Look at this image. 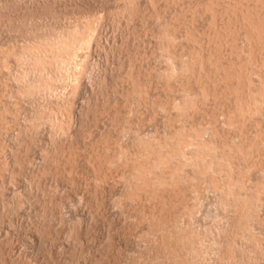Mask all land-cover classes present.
Wrapping results in <instances>:
<instances>
[{"label": "rangeland", "instance_id": "obj_1", "mask_svg": "<svg viewBox=\"0 0 264 264\" xmlns=\"http://www.w3.org/2000/svg\"><path fill=\"white\" fill-rule=\"evenodd\" d=\"M259 3L0 0V264H264ZM72 21L96 32L94 42L83 33L89 47L60 51L73 60L66 70L82 73L74 97L66 79L48 80Z\"/></svg>", "mask_w": 264, "mask_h": 264}, {"label": "bare ground", "instance_id": "obj_2", "mask_svg": "<svg viewBox=\"0 0 264 264\" xmlns=\"http://www.w3.org/2000/svg\"><path fill=\"white\" fill-rule=\"evenodd\" d=\"M258 1H259V0H258ZM261 1H263V0H261ZM118 2H119V1H118ZM153 2H154V1H153ZM235 2H236V1H235ZM79 3H80V2H79ZM120 3H122V2H120ZM210 3H211V2H210ZM227 3H228V2H227ZM249 4H250V3H249ZM259 4H260V3H259ZM89 5H90V4H89ZM125 5H126V4H125ZM138 5H139V4H138ZM234 5H235V4H234ZM260 5H261V4H260ZM229 6H230V5H229ZM261 6H264V3H263V5H261ZM119 7H120V6H119ZM208 7H209V6H208ZM115 8H116V7H115ZM258 8L260 9V6H259ZM258 8H257V9H258ZM263 8H264V7H263ZM263 8H262V9H263ZM82 9H83V8H82ZM100 9H101V8H100ZM230 9H231V8H230ZM74 10H75V9H74ZM138 10H139V9H138ZM140 10H141V9H140ZM71 11H72V10H71ZM259 11H260V10H259ZM259 11H258V12H259ZM37 12H38V10H37ZM93 12H94V11H93ZM233 12H234V11H233ZM263 12H264V11H263ZM77 13H78V12H77ZM82 13H83V11H82ZM134 13H135V12H134ZM215 13H216V12H215ZM256 13H257V12H256ZM259 13H260V12H259ZM259 13H258L257 15H259ZM38 14H39V13H38ZM73 14H75V13H73ZM73 14H72V15H73ZM213 14H214V13H213ZM253 14H254V12H253ZM36 15H37V14H36ZM240 15H241V14H240ZM261 15H262V14H261ZM34 16H35V15H34ZM34 16H33V17H34ZM75 16H76V15H75ZM77 16H78V15H77ZM81 16H82V15H80V17H81ZM243 16H244V15H243ZM248 16H249V15H248ZM259 16H260V15H259ZM49 17H50V16H49ZM53 17H54V16H53ZM251 17H252V16H251ZM254 17H255V16H254ZM263 17H264V15H263ZM43 18H44V17H43ZM69 18H70V17H69ZM77 18L79 19V17H77ZM216 18H217V17H216ZM244 18H245V17H244ZM244 18H243V20H244ZM257 18H258V17H257ZM78 19H77V20H78ZM80 19H81V18H80ZM260 19H262V18H260ZM263 19H264V18H263ZM263 19H262L261 21H263ZM75 20H76V19H75ZM216 20H217V19H216ZM216 20H215V21H216ZM240 20H241V19H240ZM243 20H242V21H243ZM59 21H60V20H59ZM70 21H71V20H70ZM79 21H80V20H79ZM79 21H78V22H79ZM213 21H214V20H213ZM238 21H239V20H238ZM242 21H241V22H242ZM247 21H248V20H247ZM254 21H256V20H254ZM26 22H27V21H26ZM81 22H83V20H82ZM95 22H96V21H95ZM216 22H217V21H216ZM243 22H244V21H243ZM258 22H259V21H258ZM263 22H264V21H263ZM263 22H262V23H263ZM30 23H31V22H30ZM72 23L74 24L73 26H75V24H76L75 21H72ZM249 23L251 24V22H249ZM259 23H260V22H259ZM262 23H261V24H262ZM51 24H52V22H51ZM77 24H78V23H77ZM77 24H76V26H75V29L79 26V25L77 26ZM79 24H81V25L83 24V26L85 25V23H79ZM89 24H90V23H89ZM93 24H94V23H92V25H93ZM245 24H246V23H245ZM256 24H257V23H255L254 25H256ZM261 24H259V27H261V26L264 25V24H263V25H261ZM46 25H47V24H46ZM48 25H50V24H48ZM65 25H66V23H65ZM67 25H68V24H67ZM67 25H66V26H67ZM69 25H70V24H69ZM81 25H80V26H81ZM87 25H88V23H87ZM230 25H231V24H230ZM260 25H261V26H260ZM54 26H55V25H54ZM60 26H61V24H60ZM60 26H59V28H60ZM70 26H72V24H71ZM70 26H69V30H68V31H67V27H65L64 30H63V29H58V27H57V28H54V29H53V27L51 28V29H53V30H57V31H55L56 33H59V30H61V31L63 30L62 32H64V31L66 30L67 33H68V32L70 31V29H72V28H73V29H72L71 32H70L72 35L69 36L70 33H68V36H67L66 31H65V35H64V34L61 35L62 37H63V35H64V36H65V39H64V37L62 38L61 36H57V37H60V38L63 40V43H61L62 45L59 44V42H58L59 39L56 38V37H54V35H52V36L54 37V38H52V39H54V41H51V40H50V41H51V42H54V43L56 42V44H59V48H60V49L57 48V49H55V51L58 50L59 53H60V55H62V54L64 53V54L61 56V58H64V59H63L64 62H62L63 60H62L61 62H59L60 60L57 61L56 66H57L58 68L56 67V68H57L56 70H55V69L52 70V73H54V74H51V73H50L51 76H50V77L48 76V80H49V83H51L50 85H52V84H58V83H57L58 81H61V80L66 79V80H64V81H66V83L68 82L67 84L62 83V81L59 82V83H60V84H64L65 86H67V88H68V86H70L71 90H72L73 92H75V93H73L74 95L71 93V94L73 95V97H74V96L76 95V92H77L78 88H79V81H78V79H81L80 77H81L82 73L80 74V72H79L80 69H78V70H74L72 73L70 72V71L72 70L71 68H70L71 70H70V69H67V70H66V66H67V64L69 65V62H70L69 60H71V59L69 58L70 55L67 54V55H69V57H68V56L66 55L65 52L62 53V52H60V51H63V48H64V51H65V49H68L67 51H68V53H69L70 50H73V49H72V48H73V47H72V45H73L72 42H73V43L76 42L77 44H79L80 47H82L84 44H86L84 47H89V46H90L91 44H93V43H90V45H89L88 42L90 41V39H91L90 42H92V41L94 42V41H95V34H96V32L94 31L93 33H95V34L92 35V37H91V33H92L93 28H92V30H91V27H90V25H89V28H90L89 30H91V31L88 30V31L90 32V35H89V36L91 37V38H90V37L88 36V34L85 35V33H84L83 31L80 30L83 26H82L81 28L78 27L77 29H79V30H75L74 27H71V28H70ZM94 26L96 27V25H94ZM231 26H232V25H231ZM251 26H252V25H251ZM46 27H47V26H46ZM85 27H86V26H85ZM92 27H93V26H92ZM241 27H242V26H241ZM245 27H246V26H245ZM248 27H249V26H248ZM253 27H254V26H253ZM253 27H252V28H253ZM255 27H256V26H255ZM61 28H62V27H61ZM86 28L88 29V26H87ZM250 28H251V27H250ZM261 28H262V27H261ZM261 28H260V29H261ZM263 28H264V27H263ZM87 29H86V30H87ZM220 29H221V28H220ZM227 29H228V28H227ZM253 29H258V25H257L256 28H253ZM260 29H259L258 32H260ZM41 30H42V29H41ZM49 30H50V29H49ZM49 30H48V31H49ZM53 30H52V32H53ZM73 30H75V31L73 32ZM94 30H96V29H94ZM246 30H247V28H246ZM248 30H250V29H248ZM262 30H263V29H261V32H260V33H263L264 30H263V31H262ZM46 31H47V30L45 29V32H46ZM50 31H51V30H50ZM79 31L82 32L81 35H80V34H77V33H79ZM88 31H87V32H88ZM222 31H223V30H222ZM253 32H254V31H253ZM255 32H257V31L255 30ZM42 33H43V32H42ZM46 33H47V32H46ZM46 33H45V34H46ZM60 33H61V32H60ZM60 33H59V35H60ZM74 33H75V34H74ZM83 33H84V36H85V37H86V36L89 37V39H88L89 41H88L87 39H84V38H83ZM48 34H50V36H51V33H50V32H49ZM48 34H47V35H44V33H43V34H41V35H42V36L44 35L45 37L47 36V37H48V40H49L52 36L49 38ZM54 34H55V33H54ZM254 34H255V33H254ZM256 34H257V33H256ZM21 35H22V34H21ZM27 35H28V34H27ZM56 35H57V34H56ZM165 35H166V34H165ZM246 35H247V34H246ZM249 35H250V33H249ZM259 35H260V34H259ZM259 35H257V37H258ZM262 35H263V34H261V36H262ZM37 36H38V35H37ZM44 36H43V37H44ZM66 36H67V38H66ZM175 36H176V35H175ZM244 36H245V35H244ZM250 36H251V35H250ZM250 36H249V37H250ZM26 37H27V36H26ZM32 37H33V36H32ZM32 37H31V39H32ZM34 37H35V36H34ZM43 37H42V38H43ZM47 37H46V38H47ZM68 37H69V38H68ZM88 37H87V38H88ZM257 37H256V38H257ZM262 37L264 38V36H262ZM262 37H261V38H262ZM27 38H28V37H27ZM29 38H30V37H29ZM36 38H38V37H36ZM40 38H41V36H40ZM174 38H175V37H174ZM258 38L261 39L260 37H258ZM258 38H257V40L259 41ZM23 39H24V38H23ZM33 39H34L33 41L31 40V41H32V45L35 44V43H34V42H35V38H33ZM57 39H58V41H57ZM83 39H84L85 42L88 41V42H87L88 44H87V43H84ZM251 39H252V38H251ZM21 40H22V39H21ZM25 40H26V39H25ZM29 40H30V39H29ZM29 40H27V41H29ZM42 40H43V43H44L45 40H44V39H42ZM46 40H47V39H46ZM48 40H47V41H48ZM62 40H60V42H61ZM261 40H262V39H261ZM247 41H248V40H247ZM250 41H251V40H250ZM254 41H255V40H254ZM254 41H253V42H254ZM25 42H26V41H25ZM36 42H37V41H36ZM40 42H41V40H40ZM45 42H46V41H45ZM69 42H71V47L69 46V45H70ZM78 42H80V43H78ZM173 42H174V41H173ZM256 42H257V41H256ZM27 43H28V42H27ZM30 43H31V42H30ZM47 43H48V42H46V43H44V44H47ZM54 43H53V45H54ZM83 43H84V44H83ZM257 43H258V42H257ZM260 43H262V41H261ZM36 44H37V43H36ZM38 44H39V43H38ZM38 44H37L36 46H39V45H40V44H39V45H38ZM49 44H50V43H49ZM51 44H52V43H51ZM254 44H255V43H254ZM262 44H263V43H262ZM26 45H29V43L26 44ZM26 45H25V46H26ZM32 45H29V49H30L31 47H32V48L34 47V46H32ZM41 45H42V44H41ZM41 45H40V46H41ZM47 45H48V44H47ZM53 45H52V46H53ZM43 46H44V45H43ZM48 46H49V48H51V45H48ZM48 46H44L43 48H44V49H46V48L48 49ZM57 46H58V45H57ZM60 46H61V47H60ZM73 46L75 47V50H76V51H79V50H80V48H79V47H76L75 44H74ZM53 47H54V46H53ZM255 47H256V46H255ZM262 47H263V45H262ZM262 47H261V48H262ZM27 48H28V47H27ZM38 48H39V47H37L36 49L34 48L35 50H34V49H31V50H33V51H32L33 53H34V51H35V53H36V51H39V50H37ZM40 48H42V46H41ZM43 48L41 49V50H42V53L46 52V53L48 54V51H49L50 49H49L48 51H47V49L43 51ZM69 48H71V49H69ZM77 48H78V50H77ZM259 48H260V47H259ZM261 48H260V49H261ZM25 49H26V48H25ZM85 49L87 50V48H85ZM22 50H23V49H22ZM26 50H27V49H26ZM83 50H84V49H83ZM89 50H90V49H89ZM251 50H252V49H251ZM261 50H263V49H261ZM55 51L52 53L53 55H54ZM253 51H254V50H253ZM256 51H257V49H256ZM26 52H29V50L26 51ZM71 52H72L71 55H73L74 53H76V52L73 53V51H71ZM83 52H84V51H83ZM262 52H263V51H262ZM1 53H2V52H1ZM29 53H30V52H29ZM29 53H27V54H29ZM35 53H34V54H35ZM38 53L40 54V52H38ZM59 53H57V55H59ZM90 53H91V52H90ZM90 53H89V54H90ZM255 53H256V52H255ZM21 54H22V53H21ZM23 54H24V53H23ZM29 55H31V54H29ZM35 55L37 56V54H35ZM41 55H42V54H40V56H41ZM44 55H45V54H44ZM49 55H51V54H48V56H49ZM57 55H56V56H57ZM65 55L67 56V57H66V60H65V57H64ZM75 55H76V54H75ZM81 55H82V54H81ZM256 55H257V54H256ZM23 56H24V55H23ZM25 56H26V55H25ZM45 56H46V55H45ZM73 56H74V55H73ZM87 56H88V55H87ZM0 57H1V56H0ZM27 57H28V56H27ZM50 57H51V59H53V57H55V56H52V55H51ZM50 57L45 58V60L49 59ZM258 57H259V56H258ZM260 57H261V56H260ZM28 58H29V57H28ZM35 58H36V57H35ZM71 58H72V56H71ZM74 58H75V57H74ZM254 58H255V57H254ZM263 58H264V57H263ZM21 59H23V58H21ZM32 59H33V58H30V60H32ZM37 59H38V56H37ZM37 59H34V60H37ZM40 59H41V61L43 62V59H44V58H43V57H42V58H39V61H40ZM24 60H25V59H24ZM24 60H23V61H24ZM28 60H29V59H28ZM28 60H26V61H28ZM30 60H29V61H30ZM6 61H7V59H6ZM6 61H5V62H6ZM18 61H21V60H18ZM23 61H22V62H23ZM41 61H40V62H41ZM76 61H77V59H76ZM42 62L40 63V66H39L40 68L42 67V66H41V65H42ZM48 62H49V60H48ZM50 62H51V61H50ZM71 62H73V60H72ZM71 62H70V63H71ZM218 62H219V61H218ZM25 63H26V62H25ZM25 63L23 62V64H25ZM27 63L30 64V63H32V62H30V63L27 62ZM35 63H36V65H38L37 63H39V62H36V61H35ZM35 63H34L33 66H35ZM46 63H47V61L44 63L45 66H46V65H48V66L53 65L52 62H51L52 64H51V63H49V64L47 63V64H46ZM60 63H61V65H60ZM74 63H75V62H74ZM77 63H78V62H76V64H77ZM23 64L21 65L22 67H24ZM44 64H43V65H44ZM86 64H87V63H86ZM79 65H80V64H79ZM17 66H18V65H17ZM30 66L32 67L31 64H30ZM48 66H47V69L51 68V66H50V67H48ZM53 66H55V64H54ZM53 66H52V67H53ZM60 66H61V68L59 69ZM71 66H72V65H71ZM73 66H74V65H73ZM39 67L36 66L37 69H38ZM63 67H64V69H65L66 71L63 70ZM69 67H70V66H69ZM69 67H68V68H69ZM74 67H75V66H74ZM74 67H72V68H74ZM82 67H83V66H82ZM185 67H186V66H185ZM222 67H223V66H222ZM228 67H229V66H228ZM231 67H232V66H231ZM233 67H234V66H233ZM237 67H238V66H237ZM239 67H240V66H239ZM27 68H28V67H27ZM29 68H30V67H29ZM33 68H34V67H32V69H33ZM36 68H35V69H36ZM75 68H76V67H75ZM77 68H78V67H77ZM79 68H80V66H79ZM218 68H219V67H218ZM240 68H241V67H240ZM22 69L24 70V68H21L20 70H22ZM41 69H42V68H41ZM41 69H40V70H41ZM45 69H46V67H45V68L43 67L42 72L38 69V70L41 72L39 77L37 76V74H35V73L33 72L34 75H36V78L32 79V81L35 80V79H37V77H38V78H39L38 80H39L40 83H43V84H44V82H47V80H46V81L44 80L43 75L41 76V74H43V72L45 71ZM82 69H83V68H82ZM235 69H236V68H235ZM243 69H244V68H243ZM30 70H31V69H30ZM33 70H34V69H33ZM69 70H70V71H69ZM84 70H85V69H84ZM170 70H171V69H170ZM25 71H26V69H25ZM25 71H24V72H25ZM47 71H48V70H47ZM50 71H51V69H50ZM53 71H55V72H53ZM75 71H76V72H75ZM87 71H88V70H87ZM225 71H226V70H225ZM229 71H231V70H229ZM241 71H242V70H241ZM247 71H248V70H247ZM22 72H23V71H22ZM29 72H30V71H28V72L26 71L25 73H28V74H29ZM81 72H82V70H81ZM84 72H85V71H84ZM227 72H228V71H227ZM231 72H232V71H231ZM242 72H243V71H242ZM245 72H246V71H245ZM30 73H31V72H30ZM36 73H37V72H36ZM38 73H39V72H38ZM48 73H49V71H48ZM221 73H222V72H221ZM232 73H233V72H232ZM232 73H231V75H232ZM237 73H238V72H237ZM31 74H32V73H31ZM218 74H219V73H218ZM222 74H223V73H222ZM18 75H19V74H18ZM26 75H27V74H26ZM44 75H46V74H44ZM224 75H225V74H224ZM235 75H236V74H235ZM24 76H25V75H24ZM29 76H30V78H31V76H33V75H30V74H29ZM256 76H257V75H256ZM21 77H22V76H21ZM25 77H26V76H25ZM27 77H28V76H27ZM34 77H35V76H34ZM218 77H219V76H218ZM229 77H231V76H229ZM229 77H228V78H229ZM232 77H233V75H232ZM237 77H238V75H237ZM23 78H24V77H23ZM234 78H235V77H234ZM238 78H239V77H238ZM16 79H17V78H16ZM24 79H25V78H24ZM24 79H23V81H24ZM67 79H68V80H67ZM222 79H223V78H222ZM225 79H226V78H225ZM229 79L231 80V78H229ZM242 79H243V78H242ZM26 80H27V79H26ZM32 81H31V82H32ZM239 81H240V80H239ZM20 82H21V81H20ZM20 82H19V83H20ZM33 82H34V81H33ZM82 82H83V81H82ZM235 82H236V81H235ZM248 82H249V81H248ZM260 82H261V81H260ZM19 83H17V84H19ZM26 83H27V82H26ZM35 83H36V82H35ZM35 83H34V84H35ZM47 83H48V82H47ZM225 83H226V82H225ZM242 83H243V82H242ZM249 83H250V82H249ZM17 84H16V85H17ZM31 84H32V83H31ZM37 84H38V86H39V83H37ZM37 84H35V85H37ZM60 84H58V85H60ZM81 84H82V83H81ZM81 84H80V85H81ZM246 84H247V83H246ZM262 84H263V83H262ZM28 85H29V84H28ZM28 85H27V86H28ZM40 85H41V84H40ZM44 85H45V84H44ZM46 85H47V84H46ZM64 85H63V86H64ZM231 85H232V84H231ZM19 86H20V84H19ZM24 86H25V85H24ZM52 86H54V85H52ZM52 86H50V88H51ZM249 86H250V85H249ZM41 87H43V85H41ZM41 87H40V88H41ZM83 87H84V86H83ZM240 87H241V86H240ZM262 87H263V86H262ZM24 88H25V87H24ZM30 88H31V87H30ZM32 88H33V87H32ZM67 88H66V89H67ZM85 88H86V86H85ZM243 88H244V87H243ZM247 88H248V87H247ZM251 88H252V87H251ZM251 88H250V89H251ZM17 89H18V88H17ZM19 89H20V88H19ZM38 89H39V88H38ZM52 89H53V88H52ZM64 89H65V88H64ZM238 89H239V88H238ZM245 89H246V88H245ZM256 89H257V87H256ZM23 90H24V89H23ZM27 90H29V89L27 88ZM30 90H31V89H30ZM40 90H41V89H39V91H40ZM45 90H47V87H46V86H45ZM49 90L52 91L51 89H49ZM49 90H48V91H49ZM55 90H56V89H55ZM62 90H63V89H62ZM69 90H70V89H69ZM69 90H68V91H69ZM81 90H82V89H81ZM25 91H26V90H25ZM34 91H35V90H34ZM50 91H49V92H50ZM60 91H61V90H60ZM78 91H79V90H78ZM19 92H20V91H19ZM31 92H32V90H31ZM242 92H243V91H242ZM246 92H247V91H246ZM249 92H250V91H249ZM255 92H256V91H255ZM261 92H262V91H261ZM17 93H18V92H17ZM40 93H41V92H40ZM40 93L38 92L39 95H40ZM43 93H44V91H43ZM45 93H46V91H45ZM69 93H70V92H69ZM239 93H240V91H239ZM251 93H252V92H251ZM27 94H28V93H27ZM29 94H31V93H29ZM32 94H33V93H32ZM248 94H249V93H248ZM256 94H257V93H256ZM258 94H259V93H258ZM25 95H26V94H25ZM56 95H57V94H56ZM67 95H68V94H67ZM241 95H242V94H241ZM243 95H244V94H243ZM250 95H251V94H250ZM44 96H45V95H44ZM64 96H65V95H64ZM261 96H262V95H261ZM66 97H67V96H66ZM247 97H248V96H247ZM247 97H246V98H247ZM29 98H30V97H29ZM37 98H38V97H37ZM48 98H49V97H48ZM48 98H47V99H48ZM62 98H63V96H62ZM258 98H259V97H258ZM261 98H263V96H262ZM45 99H46V98H45ZM47 99H46V100H47ZM58 99H59V98H58ZM72 99H73V98H72ZM77 99H78V98H77ZM60 100H61V99H60ZM67 100L69 101L68 98H67ZM252 100H253V99H252ZM19 101H20V100H19ZM64 101H65V100H64ZM75 101H76V99H75ZM184 101H185V100H184ZM190 101H191V100H190ZM129 102H130V101H129ZM261 102H262V101H261ZM51 103H52V102H51ZM66 103H70V102H67V101H66ZM238 103H239V101H238ZM35 104H36V103H35ZM44 104H45V102H44ZM190 104H191V103H190ZM247 104H248V103H247ZM247 104H246V105H247ZM67 105H69V104H67ZM67 105H66V106H67ZM184 105H185V104H184ZM240 105H241V104H240ZM42 106H43V105H42ZM179 106H180V105H179ZM193 106H195V105H193ZM56 107H57V106H56ZM69 107H70V106H69ZM241 107H243V106H241ZM33 108H34V107H33ZM35 108H36V107H35ZM48 108H49V107H48ZM238 108H239V107H238ZM248 108H249V106H248ZM248 108H247V109H248ZM7 109H8V108H7ZM51 109H54V108H51ZM185 109H186V108H185ZM187 109H188V108H187ZM234 109H235V108H234ZM250 109H251V108H250ZM32 110H33V109H32ZM46 110H47V109H46ZM57 110H58V109H57ZM236 110H238V109L236 108ZM241 110H242V109H241ZM243 110H244V109H243ZM30 111H31V110H30ZM58 111H59V110H58ZM234 111H235V110H234ZM245 111H246V110H245ZM261 111H262V110H261ZM44 112H45V111H44ZM239 112H240V111H239ZM231 113H232V112H231ZM242 113H244V112H242ZM246 113H247V112H246ZM46 114H47V113H46ZM253 114H254V113H253ZM257 114H258V112H257ZM30 115H31V114H30ZM59 115H60V114H59ZM37 116H38V115H37ZM0 118H1V117H0ZM25 121H26V120H25ZM34 122H35V121H34ZM36 122H37V121H36ZM29 125H30V124H29ZM27 130H28V129H27ZM55 130H56V129H55ZM178 132H179V131H178ZM179 133H180V132H179ZM182 133H183V132H182ZM182 133H181V134H182ZM176 134H177V133H176ZM176 134H175V135H176ZM183 134H184V133H183ZM183 134H182L181 136H183ZM192 134H193V133H192ZM177 135H178V134H177ZM187 135H188V134H187ZM190 135H191V134H190ZM173 136H174V135H173ZM173 136H172V138H174ZM28 137H29V136H28ZM184 137H185V136H184ZM177 138H178V137H176V139H177ZM219 138H220V137H219ZM210 139H211V138H210ZM171 140H172V139H171ZM199 140H200V139H199ZM201 140H202V139H201ZM201 140H200V142H202ZM203 140H204V139H203ZM173 141H174V140H173ZM179 141H181V140L179 139ZM179 141H178V143H179ZM193 141H194V140H193ZM196 141H197V140H196ZM213 141H214V140H213ZM15 142H16V141H15ZM151 142H152V141H151ZM154 142H155V141H154ZM166 142H167V141H166ZM168 142H169V141H168ZM170 142H171V141H170ZM181 142H183V141H181ZM214 142H215V141H214ZM172 143H173V142H172ZM172 143H171V144H172ZM203 143H204V142H203ZM150 144H152V143H150ZM171 144H170V145H171ZM176 144H177V143H176ZM180 144H181V143H180ZM194 144H195V143H194ZM199 144H200V143H199ZM208 144H209V143H208ZM3 145H4V144H3ZM154 145H155V144H154ZM174 145H175V143H174ZM191 145H192V144H191ZM201 145H202V144H201ZM205 145H206V144H205ZM211 145H213V144H211ZM211 145H210V146H211ZM147 146H148V145H147ZM155 146H156V145H155ZM157 146H158V148H159V144H158ZM161 146H162V145H161ZM176 146H177V145H176ZM176 146H174V147H176ZM179 146H180V145L178 144V147H179ZM195 146H196V145H195ZM199 146H200V145H199ZM202 146L204 147V145H202ZM202 146H200V147H202ZM235 146H236V145H235ZM150 147H151V146H150ZM163 147H164V146H163ZM169 147H172V146H169ZM189 147H190V146H189ZM192 147H193V146H192ZM203 147H202V148H203ZM147 148H148V147H147ZM156 148H157V147H156ZM156 148H155V149H156ZM172 148H173V147H172ZM172 148H171L170 150H172ZM193 148H194V147H193ZM197 148H198V147H197ZM206 148H207V147H206ZM238 148H239V147H238ZM195 149H196V148H195ZM230 149H231V148H230ZM144 150H145V149H144ZM144 150H143V151H144ZM146 150H147V149H146ZM153 150H154V149H152V150L150 149V151H153ZM158 150H159V149H158ZM170 150H169V151H170ZM173 150H174V151H172V152L174 153V152L176 151V149L173 148ZM150 151H149V152H150ZM193 151H194V150H193ZM203 151H204V149H203ZM205 151H206V150H205ZM154 152H157V151L155 150ZM200 152H201V151H200ZM233 152H234V151H233ZM238 152H239V151H238ZM146 153H147V152H146ZM151 153H152V152H150V154H151ZM167 153H168V152H167ZM169 153H170V152H169ZM192 153H193V152H192ZM195 153H196V152H195ZM201 153H202V152H201ZM201 153H200V154H201ZM204 153H205V152H204ZM212 153H213V152H212ZM212 153H211V154H212ZM144 154H145V153H144ZM202 154H203V153H202ZM202 154H201V155H202ZM209 154H210V153H209ZM214 154H215V153H214ZM221 154H223V153H221ZM225 154H226V153H225ZM147 155H148V154H147ZM165 155H166V154H165ZM169 155H170V154H169ZM171 155H172V154H171ZM205 155H208V154H205ZM223 155H224V154H223ZM227 155H228V154H227ZM155 156H156V155H155ZM166 156H168V155H166ZM180 156H181V155H180ZM193 156H194V154H193ZM197 156H198V155H197ZM221 156H222V155H221ZM148 157H149V156H148ZM148 157H147V158H148ZM169 157H171V156H169ZM172 157H173V155H172ZM178 157H179V156H178ZM182 157H183V156H182ZM186 157H187V156H186ZM207 157H209V156H207ZM207 157H206V158H207ZM197 158H198V157H197ZM201 158H203V157L201 156ZM221 158H223V157H221ZM226 158H227V156H226ZM17 159H18V158H17ZM148 159H149V158H148ZM161 159H162V158H161ZM198 159H200V158H198ZM198 159H197V160H198ZM207 159H208V158H207ZM212 159H213V158H212ZM216 159H217V158H216ZM216 159H215V160H216ZM136 160H137V159H136ZM143 160H144V158H143ZM145 160H146V159H145ZM167 160H168V159H167ZM170 160H171V158L169 159V161H170ZM202 160L205 161V159H202ZM202 160H201V161H202ZM230 160H231V158H230ZM163 161H164V159H163ZM172 161L174 162V160H172ZM172 161H171V162H172ZM190 161H191V160H190ZM216 161H217V160H216ZM216 161H215V162H216ZM227 161H228V160H227ZM231 161H232V160H231ZM139 162H140V160H139ZM141 162H142V160H141ZM143 162H145V161H143ZM148 162H149V161H148ZM148 162L146 161V163H148ZM181 162H182V160H181ZM198 162H199V161H198ZM225 162H226V161H225ZM158 163H159V162H158ZM163 163H165V162H163ZM166 163H168V162H166ZM178 163H179V161H178ZM196 163H197V162H196ZM7 164H8V163H7ZM134 164H135V163H134ZM143 164H144V163H143ZM161 164H162V163H161ZM161 164H160V165H161ZM181 164H182V163H181ZM197 164H198V163H197ZM212 164H213V163H212ZM219 164H220V163H219ZM141 165H142V164H141ZM153 165H154V164H153ZM157 165H158V164H157ZM157 165H156V166H157ZM170 165L172 166V163H171ZM173 165H174V164H173ZM184 165H186V164H184ZM195 165H196V164H195ZM202 165H203V163H202ZM207 165H208V164H207ZM216 165H217V164H216ZM227 165L229 166V164H227ZM230 165H231V164H230ZM148 166H149V165H148ZM151 166H152V165H151ZM163 166H164V165H163ZM167 166H168V165H167ZM171 166H169V167H171ZM174 166H175V165H174ZM181 166H182V165H181ZM192 166H194V165H192ZM212 166H213V165H212ZM221 166H222V165H221ZM228 166H227V167H228ZM7 167H8V165H7ZM138 167H139V166H138ZM172 167H173V166H172ZM202 167H203V166H202ZM216 167H217V166H216ZM223 167H224V166H223ZM148 168H149V167H148ZM151 168H152V167H151ZM157 168H158V167H157ZM157 168H156V169H157ZM191 168H192V167H191ZM144 169H145V168H144ZM149 169H150V168H149ZM154 169H155V167H154ZM160 169H162V168H160ZM165 169H166V168H165ZM168 169L171 170L172 168H168ZM201 169H202V168H201ZM206 169H207V168H206ZM170 170H169V171H170ZM141 171H142V169H141ZM143 171H144V170H143ZM145 171H146V170H145ZM147 171H148V170H147ZM154 171H155V170H154ZM164 171H166V170H164ZM164 171H163V172H164ZM210 171H211V170H210ZM228 171H229V169H228ZM149 172H150V171H149ZM158 172H159V171H158ZM158 172H157V173H158ZM163 172H161V173H163ZM167 172H168V171H167ZM202 172L204 173V169H203ZM206 172H207V170H206ZM219 172H220V171H219ZM232 172H233V171H232ZM132 173H133V172H132ZM142 173H143V172H142ZM169 173H170V172H169ZM179 173H180V172H179ZM230 173H231V172H230ZM144 174H145V173H144ZM163 174H164V173H163ZM163 174H162V175H163ZM165 174H166V173H165ZM196 174H197V173H196ZM139 175H140V174H139ZM139 175L137 176V178L139 177ZM148 175H149V174H148ZM175 175H176V174H175ZM228 175H229V174H228ZM242 175H243V174H242ZM141 176H142V175H141ZM141 176H140V177H141ZM166 176H167V175H166ZM229 176H230V175H229ZM229 176H228V178H229ZM140 177H139V178H140ZM147 177H148V176H147ZM159 177H160V176H159ZM161 177H162V176H161ZM176 177H177V176H176ZM151 178H153V177H151ZM164 178H165V177H164ZM188 178H189V177H188ZM238 178H240V177H238ZM134 179H135V178H134ZM153 179H154V178H153ZM159 179H160V178H159ZM168 179H169V178H168ZM141 180H142V178H141ZM144 180H145V178H144ZM156 180H158V179H155V181H156ZM166 180H167V179H166ZM176 180H177V179H176ZM176 180H175V181H176ZM223 180H224V179H223ZM229 180H230V179H229ZM229 180H228V181H229ZM138 181H139V180H138ZM149 181H151V180H149ZM160 181H161V180H160ZM160 181H159V182H160ZM168 181H169V180H168ZM135 182H136V181H135ZM139 182H141V181H139ZM143 182H144V181H143ZM234 182H235V181H234ZM234 182H233V185H234ZM128 183H129V182H128ZM154 183H155V182H154ZM176 183H177V182H176ZM221 183H222V182H221ZM226 183H227V182H226ZM228 183H229V182H228ZM231 183H232V182H231ZM140 184H141V183H140ZM152 184H153V182H152ZM152 184H151V185H152ZM156 184H157V183H156ZM158 184H159V183H158ZM170 184H171V183H170ZM127 185H128V184H127ZM138 185H139V184H138ZM143 185H144V184H143ZM143 185H142V186H143ZM167 185H168V184H167ZM221 185H222V184H221ZM239 185H240V184H239ZM146 186H147V185H146ZM154 186H155V185H154ZM224 186H225V185H224ZM230 186H232V185L230 184ZM133 187H134V185H133ZM159 187H160V186H159ZM217 187H218V186H217ZM220 187H221V186H220ZM222 187H223V186H222ZM222 187H221V189H222ZM225 187H226V186H225ZM228 187H229V185H228ZM237 187H238V186H237ZM258 187H259V186H258ZM145 188H146V187H144L143 189H145ZM153 188H154V187H153ZM195 188H196V187H195ZM230 188H231V187H230ZM255 188H256V187H255ZM148 189H149V188H148ZM219 189H220V188H219ZM233 189H234V188H233ZM250 189H251V188H250ZM140 190H142V189H140ZM160 190H161V189H160ZM165 190H166V189H165ZM224 190H225V189H224ZM227 190H228V189H227ZM229 190H230V189H229ZM231 190H232V189H231ZM231 190H230V191H231ZM234 190H235V189H234ZM255 190H257V189H255ZM141 192H142V191H141ZM144 192H145V191H144ZM221 192H222V191H221ZM226 192H227V191H226ZM226 192H225V193H226ZM253 192H254V191H253ZM222 193H223V195H224V192H222ZM228 193H229V192H228ZM243 193H244V192H243ZM143 194H144V193H143ZM176 195H177V194H176ZM226 195H227V194H226ZM228 196H229V195H228ZM237 197H238V196H237ZM250 198H251V197H250ZM253 198H254V197H253ZM235 199H236V198H235ZM242 199H243V198H242ZM257 199H258V198H257ZM186 200H187V199H186ZM221 200H222V199H221ZM227 200H228V198H227ZM239 200H240V199H239ZM239 200H237V201H239ZM234 201H235V200H234ZM241 201H242V200H241ZM244 201H245V200H244ZM244 201H243V202H244ZM249 201H250V200H249ZM235 202H236V201H235ZM239 202H240V201H239ZM260 202H261V201H260ZM222 203H223V201H222ZM226 203H227V202H226ZM230 203H231V202H230ZM241 203H242V202H241ZM241 203H240V204H241ZM246 203H247V202H246ZM234 204H235V203H234ZM234 204H233V205H234ZM240 204L238 203V205H240ZM222 205H223V204H222ZM238 205H237V207H238ZM241 205H242V204H241ZM248 205H249V204H248ZM248 205H245V206H248ZM228 206L230 207V205H228ZM235 206H236V205H235ZM249 206H250V205H249ZM216 207H217V206H216ZM229 207H228V208H229ZM240 207H241V206H240ZM242 207H243V206H242ZM234 208H235V207H234ZM237 209H238V208H237ZM242 209H243V208H242ZM226 210H227V209H226ZM238 210H239V209H238ZM246 211H247V210H246ZM233 214H234V213H233ZM237 215H238V214H237ZM245 215H246V214H245ZM164 217H165V216H164ZM225 217H226V216H225ZM228 217H229V216H228ZM231 217H233V216H231ZM245 218H246V217H245ZM166 219H167V218H166ZM163 220H164V219H163ZM230 220H231V219H230ZM155 222H156V221H155ZM159 222H160V221H159ZM167 223H168V222H167ZM153 224H154V223H153ZM238 225H239V224H238ZM242 225H244V224L242 223ZM226 226H227V225H226ZM152 227H153V226H152ZM169 227H170V226H169ZM221 228H222V227H221ZM163 229H164V227H163ZM163 229H162L161 231H163ZM164 230H165V229H164ZM169 230H170V229H169ZM166 231H167V230H166ZM174 231H175V230H174ZM189 231H190V230H189ZM158 232H159V231H158ZM163 232H164V231H163ZM190 232H191V231H190ZM251 233H252V232H251ZM156 234H158V233H156ZM162 234H163V233H162ZM169 234H170V233H169ZM190 234H191V233H190ZM219 234H220V233H219ZM160 235H161V232H160ZM162 236H163V235H162ZM167 236H168V235H167ZM221 236H222V235H221ZM232 236H233V235H232ZM234 236H235V235H234ZM163 237H165V236H163ZM168 237H170V236H168ZM218 237H219V236H218ZM178 238H179V236H178ZM229 238H230V237H229ZM229 238H228V239H229ZM202 239H203V238H202ZM214 239H215V238H214ZM156 240H158V239H156ZM170 240H171V239H170ZM180 240H181V239H180ZM223 240H224V239H223ZM158 241H159V240H158ZM166 241H167V240H166ZM171 241H172V240H171ZM184 241H185V240H184ZM196 241H197V240H196ZM162 242H164V241H162ZM172 242H175V241H172ZM180 242H181V241H180ZM216 242H217V240H216ZM249 242H250V241H249ZM166 243H167V242H166ZM169 243H170V242H169ZM169 243H168V244H169ZM219 243H220V242H219ZM222 243H223V242H222ZM246 243H247V242H246ZM163 244H164V243H163ZM174 244H175V243H174ZM179 244H180V243H179ZM207 244H208V243H207ZM256 244H257V243H256ZM169 245H170V244H169ZM169 245H168V246H169ZM171 245H172V244H171ZM218 245H220V244H218ZM251 245H252V244H251ZM160 246H161V245H160ZM172 246H173V245H172ZM175 246H176V245H175ZM215 246H217V245H215ZM221 246H223V245H221ZM221 246H220V247H221ZM244 246H245V245H244ZM224 247H225V246H224ZM148 248H149V247H148ZM164 248H165V247H164ZM217 248H218V247H217ZM230 248H231V247H230ZM250 248H251V247H250ZM252 248H253V246H252ZM159 249H160V247H159ZM161 249H162V247H161ZM221 249H222V248H221ZM224 249H225V248H224ZM224 249H223V250H224ZM235 249H236V248H235ZM254 249H255V248H254ZM218 250H220V249H218ZM223 250H221V251H223ZM256 250H257V249H256ZM163 251H164V250H163ZM170 251H171V250H170ZM224 251H225V250H224ZM237 251H238V250H237ZM251 251H252V250H251ZM218 254H220V253H218ZM221 254H222V253H221ZM223 254H224V253H223ZM165 255H166V254H165ZM167 255H168V254H167ZM181 255H182V254H181ZM181 255H180V256H181ZM201 256H202V255H201ZM156 258H157V257H156ZM249 258H250V257H249ZM191 259H192V258H191ZM193 259H194V258H193ZM215 259H216V258H215ZM138 260H139V259H138ZM180 260H181V259H180ZM256 260H257V259H256ZM152 261H153V260H152ZM182 261H184V260H182ZM193 261H194V260H193ZM138 263H139V262H138ZM184 263H185V262H184ZM187 263H188V262H187ZM192 263H193V262H192ZM142 264H143V263H142ZM161 264H162V263H161Z\"/></svg>", "mask_w": 264, "mask_h": 264}]
</instances>
